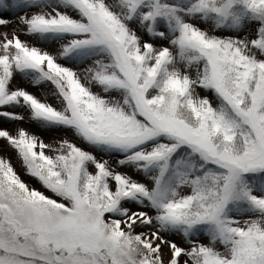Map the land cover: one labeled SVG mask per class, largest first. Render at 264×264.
Listing matches in <instances>:
<instances>
[{
    "label": "snow or ice",
    "instance_id": "obj_1",
    "mask_svg": "<svg viewBox=\"0 0 264 264\" xmlns=\"http://www.w3.org/2000/svg\"><path fill=\"white\" fill-rule=\"evenodd\" d=\"M0 264H264V0H0Z\"/></svg>",
    "mask_w": 264,
    "mask_h": 264
}]
</instances>
